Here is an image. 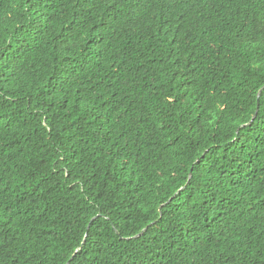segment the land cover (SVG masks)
Listing matches in <instances>:
<instances>
[{
  "label": "trees",
  "instance_id": "trees-1",
  "mask_svg": "<svg viewBox=\"0 0 264 264\" xmlns=\"http://www.w3.org/2000/svg\"><path fill=\"white\" fill-rule=\"evenodd\" d=\"M67 262L264 264V0H0V264Z\"/></svg>",
  "mask_w": 264,
  "mask_h": 264
},
{
  "label": "water",
  "instance_id": "water-1",
  "mask_svg": "<svg viewBox=\"0 0 264 264\" xmlns=\"http://www.w3.org/2000/svg\"><path fill=\"white\" fill-rule=\"evenodd\" d=\"M259 93H260V90H259ZM259 93H258V94H259ZM255 115H256V114H254L253 118L255 117ZM190 176H191V175H190ZM145 229H146V227H145L143 230H145ZM143 230H142V231H143ZM139 234H140V233H139ZM67 264H68V262H67Z\"/></svg>",
  "mask_w": 264,
  "mask_h": 264
}]
</instances>
